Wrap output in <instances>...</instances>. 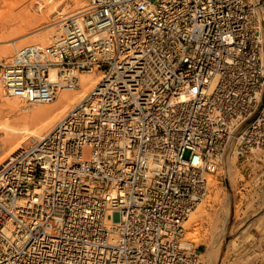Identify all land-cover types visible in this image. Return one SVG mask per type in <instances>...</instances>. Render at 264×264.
Wrapping results in <instances>:
<instances>
[{
	"label": "built area",
	"instance_id": "1",
	"mask_svg": "<svg viewBox=\"0 0 264 264\" xmlns=\"http://www.w3.org/2000/svg\"><path fill=\"white\" fill-rule=\"evenodd\" d=\"M0 64L4 97L99 82L1 160L0 264H199L185 224L235 154L228 264H264V0H83Z\"/></svg>",
	"mask_w": 264,
	"mask_h": 264
},
{
	"label": "rangeland",
	"instance_id": "2",
	"mask_svg": "<svg viewBox=\"0 0 264 264\" xmlns=\"http://www.w3.org/2000/svg\"><path fill=\"white\" fill-rule=\"evenodd\" d=\"M70 1H72L73 4L77 3V0ZM58 2L59 0H52L51 3L47 4V1L45 0H0V8L3 10V15L0 19V26L7 35L11 34L12 31L19 26V22L23 17L31 15L36 11L37 14H41L45 17V21H47L48 24H51V27L53 28L52 31L54 33L58 28L57 23L60 19L59 18L57 23L54 25V15L60 10L66 11L67 7H59L57 4ZM65 2L68 4L69 0H65ZM80 5L70 13L75 12L80 7ZM50 6H53L54 9L53 12L49 14L46 12V8ZM70 13H64L63 15ZM29 23L31 24L30 26H32V29L28 31L29 33L26 36L24 34V37H19V40H23L25 38H29V40H31L41 35L48 29L47 26H41V23H38V20L33 18L29 20ZM18 39L16 42L19 41ZM48 40L49 39L47 38L44 45L47 44ZM32 44H39V42H27V45ZM3 47H5V44L0 43V49ZM13 54L7 56L6 58L0 57V64L10 58ZM4 99L6 98L3 97V100ZM6 100L9 101L8 99ZM17 118L18 115L15 113H10L9 111L1 112L0 129L9 127V124L14 122ZM221 164L222 166L219 171L214 176L208 177V193L202 202L197 206L195 211L189 216L188 221L185 224V238L191 242L194 248L197 250L199 255V264H228L230 257V251L227 246L229 244V240L231 239L230 227L232 224L231 219L233 215L232 203L234 200L236 201L238 196V188L241 184L240 181L242 180V172L239 170V165L237 164L234 153H228L226 157L223 158ZM228 167L230 168V175L227 174ZM225 202H228L229 204L230 213L225 230L223 233H221L220 231L222 228L221 224L223 220ZM191 218H194L196 222H192Z\"/></svg>",
	"mask_w": 264,
	"mask_h": 264
},
{
	"label": "bare ground",
	"instance_id": "3",
	"mask_svg": "<svg viewBox=\"0 0 264 264\" xmlns=\"http://www.w3.org/2000/svg\"><path fill=\"white\" fill-rule=\"evenodd\" d=\"M45 1H47V4L52 2V0H45ZM57 4L59 7L60 6L62 7L67 6V7H66V11L60 10L58 13H55L54 25L57 23V20L64 13H70L77 6H79L80 4L82 5L83 0H77L76 4H73V2L70 0L68 4H66L65 0H59ZM46 9H47L46 12L50 14L53 12L54 7L50 6L47 7ZM2 15H3V10L0 8V19ZM32 18L38 20V23H41V26H47L48 29L41 35L31 40H29V38L19 40L18 39L19 37H22L24 34L26 36L29 33L28 31L32 29V26H30L31 24L29 23V20ZM52 30L53 28L51 27V24H48L47 21H45V17L41 14H37L36 11L33 12L31 15H27L23 17L22 20L19 22V26L16 27L11 34L7 35L3 30V28H1L0 26V43L5 44V47L0 49V57L6 58L7 56L13 54V52L15 53L17 50L21 49L22 47H25V45H27V42L30 41H32V43L38 41L39 44L44 45L46 39L48 38L50 40L58 29H56L54 33ZM17 39L19 40L18 42H16ZM100 79H101V74L96 71H92L90 73H81L79 75V83L76 89L60 92L56 100L52 104L33 105V106H27L16 100L8 99L9 101H7L6 100L7 98L3 100L4 94H3L2 85L0 83V113L4 111H9L10 113H15L18 115V118L14 122L9 124V127H4L0 129V147L2 151L1 160L4 159L10 153L16 151L22 143H26L31 139H38L41 136L48 134L52 130L54 125L67 112H69L74 107V105L79 103L80 100L99 82ZM1 90H2V95H1ZM229 169L230 168L228 167L227 174L230 173ZM223 213H224L223 220L221 224L222 228L220 231L221 233L224 232L226 224L228 223L227 220L229 218V213H230L228 202H225ZM191 221L196 222L194 218H191Z\"/></svg>",
	"mask_w": 264,
	"mask_h": 264
}]
</instances>
